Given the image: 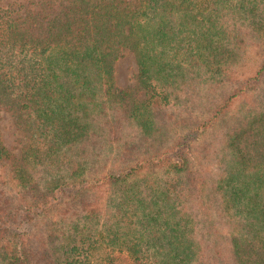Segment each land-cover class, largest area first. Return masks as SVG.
Here are the masks:
<instances>
[{
  "label": "trees",
  "instance_id": "obj_1",
  "mask_svg": "<svg viewBox=\"0 0 264 264\" xmlns=\"http://www.w3.org/2000/svg\"><path fill=\"white\" fill-rule=\"evenodd\" d=\"M201 87L198 117H161ZM3 112L0 264H264V0L0 5ZM73 193L76 221L31 233Z\"/></svg>",
  "mask_w": 264,
  "mask_h": 264
},
{
  "label": "rangeland",
  "instance_id": "obj_2",
  "mask_svg": "<svg viewBox=\"0 0 264 264\" xmlns=\"http://www.w3.org/2000/svg\"><path fill=\"white\" fill-rule=\"evenodd\" d=\"M29 0H4L0 3L1 6H8L13 3H21L26 2ZM246 43L248 47L246 48L247 55H250L251 57H255V54L257 51L256 43L252 39H246ZM253 61V59H250ZM249 67L252 69L255 68V65L253 63L248 64ZM138 72V66L137 61L134 55L132 54H126L119 62H117L115 67V79H116V86L120 89H131L135 95L138 97L142 96L143 93L140 90V86L138 84L137 79V73ZM195 95L193 96L191 93L187 97H183V102L181 103L180 108L177 109H168L165 111V113H162V118L165 119V114H173V115H184L189 117V115H195V117H198L197 115L198 110L193 108V105L197 102H205L207 99H212L211 96L213 95V92L211 91L209 94L206 93V91L203 90V87L200 88V90L194 91ZM190 101V102H189ZM0 130L2 135V141L4 145L8 148L10 153L20 158L21 155V149L24 145V141L22 138L21 133L18 131L17 126L15 124V120L13 116L9 112H3L0 117ZM175 136H170V139H173ZM167 143H171V140H169ZM184 150L189 151V148H184ZM70 154V153H69ZM70 156V155H69ZM73 162L77 161L79 157L71 155ZM74 164L71 165V168H74ZM54 169V168H53ZM42 169H39L37 172V176L40 177L42 175L41 173ZM55 170V169H54ZM94 172L92 169H90L86 175V180H89L90 177H94L95 175L103 176V170H95ZM95 173V174H94ZM55 174V173H54ZM94 174V175H93ZM89 185V183H87ZM86 185V184H85ZM79 186L77 188H71V189H65L67 192H75L79 190ZM59 200L60 197H57ZM78 199V198H76ZM74 198V193L72 195H69L65 197L64 201L67 203L66 209L61 207L59 209L54 210L50 216L49 219L39 218L37 222L30 226V229L32 230L31 233L37 236V234L44 230L45 224L52 222H59L61 219H65L66 226H69L71 221H76V219L72 216L71 213L73 212V209L75 206L72 205V201L76 200ZM210 208V211H212L213 207L211 204L208 205ZM203 218V215H200V219Z\"/></svg>",
  "mask_w": 264,
  "mask_h": 264
}]
</instances>
